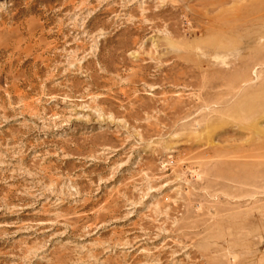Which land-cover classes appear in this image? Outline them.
<instances>
[{
	"label": "rangeland",
	"instance_id": "374dc122",
	"mask_svg": "<svg viewBox=\"0 0 264 264\" xmlns=\"http://www.w3.org/2000/svg\"><path fill=\"white\" fill-rule=\"evenodd\" d=\"M0 264H264V0H0Z\"/></svg>",
	"mask_w": 264,
	"mask_h": 264
}]
</instances>
